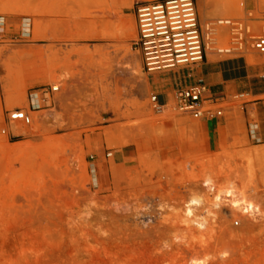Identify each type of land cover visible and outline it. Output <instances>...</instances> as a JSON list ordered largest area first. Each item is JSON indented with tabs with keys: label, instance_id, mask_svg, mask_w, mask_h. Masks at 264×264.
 Returning <instances> with one entry per match:
<instances>
[{
	"label": "rangeland",
	"instance_id": "374dc122",
	"mask_svg": "<svg viewBox=\"0 0 264 264\" xmlns=\"http://www.w3.org/2000/svg\"><path fill=\"white\" fill-rule=\"evenodd\" d=\"M211 2L206 21L197 11L201 27L223 6L226 18L242 16L241 2L264 9V0ZM135 8L0 0V264H264V145L250 138L259 119L249 107H264V64L250 65L263 68L250 81L261 96L224 106L221 119L194 121L174 103L156 114ZM49 87L59 90L30 110L29 96ZM14 109L31 117L16 122L27 136L11 132ZM208 176L246 197L230 204L247 201L261 221L213 213L208 227L185 223Z\"/></svg>",
	"mask_w": 264,
	"mask_h": 264
},
{
	"label": "built area",
	"instance_id": "2783aa9c",
	"mask_svg": "<svg viewBox=\"0 0 264 264\" xmlns=\"http://www.w3.org/2000/svg\"><path fill=\"white\" fill-rule=\"evenodd\" d=\"M240 18H218L210 23L207 34L211 35L209 50L199 24L195 0H153L139 3L134 11L137 39L134 44L148 74L200 65L205 56L218 60L233 58L264 57V9H249L244 2L239 4ZM209 25V24H207ZM213 25V26H212ZM59 88H41L29 96V109H42L46 96L58 92ZM244 94L230 97L211 96L205 86L197 83L175 96L174 111L194 121L221 119L225 107L232 103H248ZM150 105L156 114L167 106L158 104L157 96L150 97ZM21 122L28 126L31 117L20 109L8 113V123ZM253 126L252 129H254ZM2 133H5L3 130ZM233 227H239L234 221Z\"/></svg>",
	"mask_w": 264,
	"mask_h": 264
},
{
	"label": "crops",
	"instance_id": "0c3cea01",
	"mask_svg": "<svg viewBox=\"0 0 264 264\" xmlns=\"http://www.w3.org/2000/svg\"><path fill=\"white\" fill-rule=\"evenodd\" d=\"M114 6L131 11L133 7L141 2L150 0H109ZM197 11L200 10L201 19L204 14L209 13L211 8L207 6L206 0H195ZM131 14V13H130ZM199 17V16H198ZM262 67L250 66L246 58H233L227 60H214L206 55L204 61L195 67L179 68L175 70H162L147 75L146 92L157 96L160 106H167L175 102V96L180 91L197 83L205 86L211 96L230 97L234 94H244L249 98H257L261 94H256L251 88V79L260 76ZM263 103H253L249 107L257 114L259 123L251 129L250 138L258 145H264V107ZM205 123H209L203 121ZM225 126V125H223ZM217 128L213 130L214 142L219 141Z\"/></svg>",
	"mask_w": 264,
	"mask_h": 264
},
{
	"label": "bare ground",
	"instance_id": "6f19581e",
	"mask_svg": "<svg viewBox=\"0 0 264 264\" xmlns=\"http://www.w3.org/2000/svg\"><path fill=\"white\" fill-rule=\"evenodd\" d=\"M206 1H207V6H209L210 5L209 2H211V1L215 2L216 0H206ZM229 10L230 9H228L227 6H223L222 8L220 7L217 11L218 13H216L214 18L216 16H218V18L221 16L222 17L223 16H225V17L229 16V14L227 13ZM207 14H208L207 12H206V14H204V16L202 17V20L206 21L208 19V18H206ZM208 16H209V14H208ZM210 23H213V22L209 21L206 24L204 23L203 24L204 26H202L203 34L205 36L206 43H208L207 44L208 50H209V46H210L209 43L212 41V39H211V35L207 34L208 32H207L206 28L209 29ZM207 24H209V25H207ZM23 27H24V31L26 32L28 27H29L28 22H24ZM209 53H208V56H210ZM248 59H249L250 65H262V64H264V63H259V62L255 61L254 57H252V56L249 57ZM6 81H7L6 77H4L1 80L2 84H4L3 88H6V84H5ZM53 88L57 89V87H53ZM5 94L7 97L6 101L7 100H8L7 102H9V100L11 101V92L9 90H5ZM234 105H235V103H234ZM11 132L15 136H27L28 135V128L26 126L21 125L20 123H12ZM245 156H247V154ZM256 156L264 157V151L258 152L256 154ZM203 188H204V192H205L204 195H206V196L193 198L190 205L188 207H186L182 213V216L185 217L184 218L185 223L191 225L192 227L193 226H199V227L205 228V227L209 226L210 222L215 223V217H214L213 213L221 214L223 216H227L228 218L231 216H236V215L248 216L250 219V223L254 224V225L258 224L261 221L262 214L259 213V211H255L254 208H251V205H249L247 201L240 200L238 204L233 205V206L230 204L231 198L246 199V197L243 198V196L236 194V193L230 191L229 189L228 190H220V191L216 190L217 186L215 184V181L211 177H209V176L206 177L205 181L203 182ZM169 209H171V208H169ZM199 209L205 210V213L203 215H198L197 211ZM169 213H170V211H169ZM186 227H187V225H186ZM202 264H205V262H203Z\"/></svg>",
	"mask_w": 264,
	"mask_h": 264
}]
</instances>
